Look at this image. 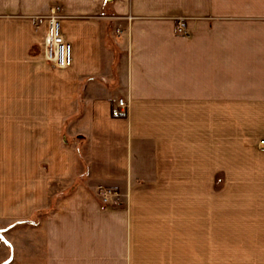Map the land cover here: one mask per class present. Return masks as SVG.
Returning a JSON list of instances; mask_svg holds the SVG:
<instances>
[{
  "label": "crops",
  "instance_id": "0c3cea01",
  "mask_svg": "<svg viewBox=\"0 0 264 264\" xmlns=\"http://www.w3.org/2000/svg\"><path fill=\"white\" fill-rule=\"evenodd\" d=\"M262 138L264 0H0V264H264Z\"/></svg>",
  "mask_w": 264,
  "mask_h": 264
},
{
  "label": "built area",
  "instance_id": "2783aa9c",
  "mask_svg": "<svg viewBox=\"0 0 264 264\" xmlns=\"http://www.w3.org/2000/svg\"><path fill=\"white\" fill-rule=\"evenodd\" d=\"M45 21L46 33L43 40L44 59L56 68H67L71 64V46L61 31L60 18L57 14L53 13L47 16ZM177 31L181 34L185 33L181 21L177 23ZM122 33H124L123 29L119 27L115 28L116 36H120ZM125 107V100L123 98H117L111 114L113 116H120ZM257 147L259 150L264 151V138L259 140ZM98 192L103 204H111L119 196V192L112 188L100 187Z\"/></svg>",
  "mask_w": 264,
  "mask_h": 264
},
{
  "label": "rangeland",
  "instance_id": "374dc122",
  "mask_svg": "<svg viewBox=\"0 0 264 264\" xmlns=\"http://www.w3.org/2000/svg\"><path fill=\"white\" fill-rule=\"evenodd\" d=\"M259 143V141H256V142H246L245 143V146H254L255 148H258L257 147V144ZM105 188V187H103ZM107 188V187H106ZM99 188H97L95 191L97 193V196L98 198L100 199V196H99ZM180 192V195H177V203H176V211H175V220H176V231H177V243H179L178 240H183V237H182V229H183V194H182V190H179ZM230 192V190H229ZM227 196V195H226ZM226 200V198H225ZM171 208V206H170ZM224 217H225V220H224V229H225V235L226 233L229 231L231 232V227H232V219H233V214L231 213V211L229 213H225L224 214ZM239 224H238V228H239V231H240V235L242 234H246L247 232V229L249 227L248 225V222L245 220V217H242V215L239 214ZM255 223L253 222L252 225H254ZM254 226H252L253 228ZM182 243V242H181Z\"/></svg>",
  "mask_w": 264,
  "mask_h": 264
}]
</instances>
